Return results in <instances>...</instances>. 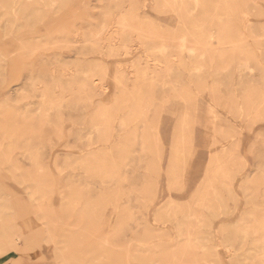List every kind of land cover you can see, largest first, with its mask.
<instances>
[{
  "label": "rangeland",
  "instance_id": "obj_1",
  "mask_svg": "<svg viewBox=\"0 0 264 264\" xmlns=\"http://www.w3.org/2000/svg\"><path fill=\"white\" fill-rule=\"evenodd\" d=\"M16 255L264 264V0H0Z\"/></svg>",
  "mask_w": 264,
  "mask_h": 264
},
{
  "label": "crops",
  "instance_id": "obj_2",
  "mask_svg": "<svg viewBox=\"0 0 264 264\" xmlns=\"http://www.w3.org/2000/svg\"><path fill=\"white\" fill-rule=\"evenodd\" d=\"M15 264H32L26 261L24 258H21L19 255H16V258H13Z\"/></svg>",
  "mask_w": 264,
  "mask_h": 264
},
{
  "label": "bare ground",
  "instance_id": "obj_3",
  "mask_svg": "<svg viewBox=\"0 0 264 264\" xmlns=\"http://www.w3.org/2000/svg\"><path fill=\"white\" fill-rule=\"evenodd\" d=\"M183 40V39H182Z\"/></svg>",
  "mask_w": 264,
  "mask_h": 264
}]
</instances>
